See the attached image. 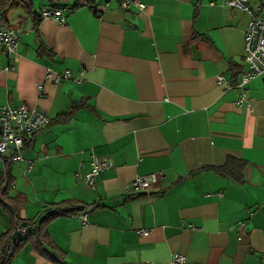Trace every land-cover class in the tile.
<instances>
[{
  "label": "crops",
  "instance_id": "1",
  "mask_svg": "<svg viewBox=\"0 0 264 264\" xmlns=\"http://www.w3.org/2000/svg\"><path fill=\"white\" fill-rule=\"evenodd\" d=\"M141 1L145 10L118 0L6 7L20 45L9 57L0 44V105L51 121L24 161H0V249L19 225L2 206L9 197H24L17 215L36 225L56 203L97 206L86 222L69 213L47 224L55 260L28 241L9 264H178L174 253L184 264H264V77L237 85L250 16L224 0ZM46 8L63 9L65 21ZM67 70L60 82L48 76ZM93 155L114 165L90 187ZM230 157L229 174L214 169ZM149 173H159L151 192H126Z\"/></svg>",
  "mask_w": 264,
  "mask_h": 264
},
{
  "label": "built area",
  "instance_id": "2",
  "mask_svg": "<svg viewBox=\"0 0 264 264\" xmlns=\"http://www.w3.org/2000/svg\"><path fill=\"white\" fill-rule=\"evenodd\" d=\"M123 8H130L132 5L141 10L146 9V4L141 0H118ZM225 4L239 8L250 16V22L245 32L244 43V71L240 82L237 84L245 91L246 85L255 77H264V0L260 5L253 7L250 0H224ZM64 10L61 8H46L43 10L44 17H61L60 21H65ZM0 44L5 53L10 57L17 54L20 45L18 30L11 25L4 14L0 13ZM48 76L55 82H60L64 78L71 77L69 70L64 72H51ZM220 83H226V77L219 75ZM38 88H42V83H38ZM246 101L244 92L238 104L242 105ZM50 117L43 111L36 108H28L26 105L4 104L0 105V161L3 163H15L24 161V149L27 142L40 131L44 130L50 123ZM111 157H98L93 155L90 169L85 173L84 179L90 187H94L97 175L102 171L113 167ZM28 168H32V161H28ZM159 173H149L139 175L131 181L127 187V193H149L153 190L158 180ZM87 211H81L77 215L86 222ZM150 229H138L141 236L148 235ZM29 236L28 227L18 225L15 235L4 249H0V254L8 259L12 258L21 241ZM11 261V260H10ZM8 261V262H10ZM172 261L178 264L187 262V256L180 253L172 255Z\"/></svg>",
  "mask_w": 264,
  "mask_h": 264
},
{
  "label": "trees",
  "instance_id": "3",
  "mask_svg": "<svg viewBox=\"0 0 264 264\" xmlns=\"http://www.w3.org/2000/svg\"><path fill=\"white\" fill-rule=\"evenodd\" d=\"M16 1L17 0H0V13L4 14L6 7H8L9 5H12ZM231 160H232V158L230 157L226 164H224L223 166L214 167V169L221 174H229L230 168H231V166H230ZM11 182H12V180L8 179V181L5 183V185H3V192L5 195H7L8 191H9V187H10ZM22 199H24V197L17 196V197H9V202L1 201L4 209L8 210L13 215V217L15 218V220H16L15 226L18 223L19 225H23V226L28 227L29 236L24 238L21 241V243L18 245L17 248H19L21 244L29 241V242H32L34 247L40 253H42L43 255H46L48 258H51V259H54V258H52L49 254H47L48 251H47V249H45L47 244L50 243L48 240V232L46 230L47 224L52 219L56 218L57 216H59L61 214H69V213L77 214L81 211H87V209L97 207L96 204H87V203H84L81 201L56 203L53 205V207L46 209L42 213L43 215L39 214L40 222L38 223V225H36L38 222V218L25 219L24 221L19 219L17 213L21 210L22 206L24 205V201ZM14 231H15V227L12 229V232H9L5 235L6 238H5L4 242L1 244V248H5L7 246L9 240H11V238H12ZM11 259L12 258L8 259L5 255L0 254V264H9L8 261H10ZM59 263L67 264L65 262H59Z\"/></svg>",
  "mask_w": 264,
  "mask_h": 264
}]
</instances>
